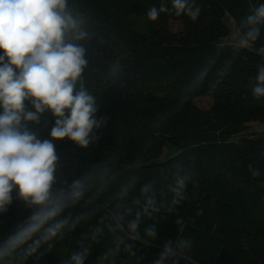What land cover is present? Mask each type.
<instances>
[{
	"label": "trees",
	"instance_id": "obj_1",
	"mask_svg": "<svg viewBox=\"0 0 264 264\" xmlns=\"http://www.w3.org/2000/svg\"><path fill=\"white\" fill-rule=\"evenodd\" d=\"M80 3L96 34L86 87L97 97V115L106 117L107 124L100 130V142L88 150L67 139L54 141L65 170L80 174L112 157L117 170L112 193L133 177L134 195L141 185H153L160 231L150 246L138 245L141 264H151L163 242L177 237V216L185 218L183 235L194 241L181 264H264V249L255 246L264 245V131L233 139L247 122H264V99L257 101L251 94L260 57L250 50L233 56L231 48H217L229 43L221 40L228 34L221 15L227 13L236 22L264 0H195L202 10L196 21L163 12L155 22L147 19L148 9L163 4L171 10V0ZM138 17L147 21L141 29ZM170 20L181 27L172 30ZM261 43L264 37L256 47ZM210 93L216 101L213 109L222 116L208 117L193 106V96ZM53 124L46 112L40 125L29 128L44 139L50 138ZM138 160L140 167L134 166ZM178 170L191 175L187 199L172 213L169 184ZM20 207L14 200L9 213L0 216V235L14 227ZM213 218L226 222L221 234L192 229L199 220ZM78 232L39 264H56L60 253L74 246Z\"/></svg>",
	"mask_w": 264,
	"mask_h": 264
},
{
	"label": "clouds",
	"instance_id": "obj_2",
	"mask_svg": "<svg viewBox=\"0 0 264 264\" xmlns=\"http://www.w3.org/2000/svg\"><path fill=\"white\" fill-rule=\"evenodd\" d=\"M83 7L80 0H0V216L14 200L21 206L14 227L0 235V264H39L78 230L74 246L56 264H141L138 245L150 246L159 237L154 213L160 205L151 183L134 195L133 177L112 193L117 178L112 157L71 174L57 153L54 141L67 139L83 150L97 145L107 124L86 87L96 34ZM201 11L195 0H171V10L151 7L147 19L155 22L169 12L196 21ZM262 32L264 3H256L236 21L229 43L217 45L231 48L233 56L250 50L260 57L251 86L257 101L264 99V43L256 47ZM46 112L54 124L50 138L41 139L29 124L40 125ZM190 175L173 173L170 212L187 199ZM174 223L177 237L163 242L151 264L187 260L194 241L183 235L184 217Z\"/></svg>",
	"mask_w": 264,
	"mask_h": 264
},
{
	"label": "rangeland",
	"instance_id": "obj_3",
	"mask_svg": "<svg viewBox=\"0 0 264 264\" xmlns=\"http://www.w3.org/2000/svg\"><path fill=\"white\" fill-rule=\"evenodd\" d=\"M88 2H92L94 0H86ZM97 2H100V0H97ZM224 27H226L228 34L221 38L222 41H230L231 34L235 33L236 31V22L227 14L224 13L220 17ZM136 21L138 22L139 29L143 28L147 21L145 17H138L136 18ZM169 27L172 30L179 29L181 27V24L179 21L176 20H170L169 21ZM262 37H264V32H262ZM193 106L201 111L202 113L206 114L208 117L212 115H218L222 116L223 112L219 111L218 109H213L215 104V98L213 95L210 94H197L193 96L191 100ZM264 131V122H256V121H250L247 122L238 133L233 135V139L239 138L241 135H247V134H253L257 132ZM200 223L197 227H192L193 230L200 231L201 233H206L207 231H211L214 234H221L225 228L226 222L222 220H216V219H209V220H199ZM199 236H202L199 233ZM201 240V239H200ZM258 249L262 250L264 249V245L262 244H256L255 245ZM61 255V253H60Z\"/></svg>",
	"mask_w": 264,
	"mask_h": 264
}]
</instances>
